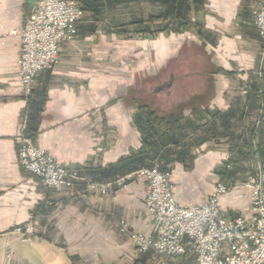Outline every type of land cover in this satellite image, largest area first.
I'll use <instances>...</instances> for the list:
<instances>
[{"label": "crops", "instance_id": "obj_1", "mask_svg": "<svg viewBox=\"0 0 264 264\" xmlns=\"http://www.w3.org/2000/svg\"><path fill=\"white\" fill-rule=\"evenodd\" d=\"M260 1L206 0L198 16L210 32L206 41L192 31L127 40L101 29L89 33L84 16L76 36L60 46L58 63L40 73L27 98L19 75V32L36 0H0V264H192L189 256L137 251L131 233L152 230L145 181L131 180L106 195L87 191L83 182L56 192L22 167L18 151L30 133L58 163L106 183L138 166L147 150L148 112L183 124L199 111L236 110L238 138L247 139L259 112L257 101L245 106L246 98L250 91L254 97L264 66V41L252 18ZM185 43L204 46L205 69H174ZM262 128L254 141L260 153L240 142L235 168L224 176L217 168L228 156L226 140H208L186 153L166 147L165 153L178 155L170 164L176 201L204 203L225 180L222 214L251 217L249 175L264 163V122ZM27 223L35 229L31 243L14 233Z\"/></svg>", "mask_w": 264, "mask_h": 264}, {"label": "built area", "instance_id": "obj_2", "mask_svg": "<svg viewBox=\"0 0 264 264\" xmlns=\"http://www.w3.org/2000/svg\"><path fill=\"white\" fill-rule=\"evenodd\" d=\"M84 16L75 0H36L19 32V75L25 97L32 94L40 73L58 63L60 46L76 36L77 24ZM252 18L264 40V0L252 9ZM18 156L26 171L56 192L72 190L83 182L87 191L106 195L131 180L145 181L144 206L152 218V230L131 233L141 254L189 256L194 259L192 264H264V165L249 177L252 216L232 218L223 215L220 208V198L229 186L219 181L206 202L181 205L175 199L171 169L160 162L102 183L83 178L79 169L58 163L31 137L22 140ZM14 233L22 242H32L34 225L24 224Z\"/></svg>", "mask_w": 264, "mask_h": 264}, {"label": "trees", "instance_id": "obj_3", "mask_svg": "<svg viewBox=\"0 0 264 264\" xmlns=\"http://www.w3.org/2000/svg\"><path fill=\"white\" fill-rule=\"evenodd\" d=\"M79 6L84 10L87 17L86 25L83 30H87L89 33H94L98 30V27L105 20V14L125 4L129 0H75ZM137 3H141L143 0H133ZM147 2L155 3L158 5L159 13L147 18L140 20L129 21L128 24H121L120 26H115V30L123 29L125 32L129 30L128 27L145 28L143 32H147L151 24H156L159 26L156 30L159 32H183L190 27L197 30V34L203 36L204 38H209V31L205 30L204 23L198 20L200 11L203 10L206 0H145ZM121 3V4H120ZM128 25V26H127ZM176 26V27H175ZM112 27V26H111ZM113 28V27H112ZM186 29V30H185ZM139 32V30H137ZM141 31V32H142ZM118 34L117 31H114ZM139 32V33H141ZM150 33V32H147ZM260 76L257 77L258 84H256V93L254 97L250 94L246 98L247 106L249 102H258V112L259 117L257 121L250 126V132L247 139L238 138V113L236 110L231 112H202L199 111L196 115L195 120L201 121V123H196V121L186 122L179 124L180 120L174 118L173 116L168 118H159L153 113L148 112L145 114V146L147 150L141 153L139 158V164L128 174L139 170L144 167H151L155 162H160L165 167L172 164L173 161L178 159V155L175 152L166 151L168 146L173 145L178 148L179 151L186 153L193 147H199L208 140L219 141L221 139L226 140L229 145L228 154L229 158L223 162L217 168V174L219 176H224L231 172L237 163V151L240 142L244 143L251 152L260 153V143L257 145L254 143L255 137L262 131L264 122V66L260 68ZM27 97L31 98L33 93ZM238 100V99H237ZM242 100V99H239ZM247 109L240 110L242 116H245ZM197 114V113H196ZM241 121V119L239 120ZM244 122V121H243ZM245 126H243L244 128ZM27 137L34 139V136L30 133ZM254 144L256 147L254 148ZM158 153L157 158L151 157L152 152ZM178 152V151H177ZM152 162L148 165L147 161ZM264 165V163H263ZM257 171H252L249 177L255 174ZM127 175V174H125ZM97 181L96 177L91 178ZM227 183L225 180L221 181Z\"/></svg>", "mask_w": 264, "mask_h": 264}, {"label": "rangeland", "instance_id": "obj_4", "mask_svg": "<svg viewBox=\"0 0 264 264\" xmlns=\"http://www.w3.org/2000/svg\"><path fill=\"white\" fill-rule=\"evenodd\" d=\"M121 4V3H120ZM158 5L155 3H149L145 0H143L141 3H137L133 0L126 1L125 4H121V6H118L116 8L111 9L108 14H105V20L102 22V24L99 25L98 29H101L105 32L109 33H115L114 31H117L120 37H123L124 39H136V38H141V39H151L155 38L156 35L158 34L156 32L157 26L156 24H151L147 30V32L150 33H145L143 32L145 28H137L135 27H128V31H124L122 28L121 29H114L115 26H120L121 24H128L129 21H134V20H140V19H145L149 16H153L159 13L158 11ZM87 21V17L85 15L83 22ZM113 28H112V27ZM128 26V25H127ZM176 27V26H175ZM137 30H139V33ZM186 30V29H185ZM206 30V28H205ZM186 31H192L193 33L197 32V30L193 28H189ZM166 32V31H165ZM173 33H178V31H174ZM180 33V32H179ZM198 39L200 41H206V38H204L201 35H197ZM264 41V40H263ZM264 45V44H263ZM181 58L180 60H176L173 62L174 69H176L177 72H182L184 69H205L207 67V63H209V57L207 55V52L204 50V46H198L195 44H191L188 46L187 43L183 44V47L180 50V55ZM264 58V56H263ZM263 65L261 66V68ZM167 73V72H166ZM166 80V79H165ZM138 81V80H137ZM158 82L152 81L151 85L156 86ZM226 161V160H225ZM167 167L170 168V165ZM171 169V168H170ZM75 188V187H74ZM34 238V237H33ZM33 241V240H32ZM31 243V242H29Z\"/></svg>", "mask_w": 264, "mask_h": 264}]
</instances>
